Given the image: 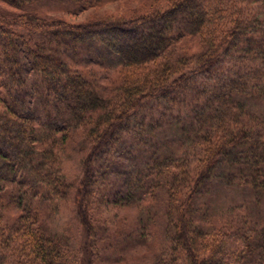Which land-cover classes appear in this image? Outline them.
Wrapping results in <instances>:
<instances>
[{
	"label": "trees",
	"instance_id": "1",
	"mask_svg": "<svg viewBox=\"0 0 264 264\" xmlns=\"http://www.w3.org/2000/svg\"><path fill=\"white\" fill-rule=\"evenodd\" d=\"M46 1L0 0V264H93L96 211L133 205L151 217L164 192L168 242L152 264H264V220L205 228L196 216L218 178L264 197V111L252 103L264 98V0H160L126 18L83 22L43 13ZM52 1L77 14L102 0ZM187 35L200 39L199 52L178 51ZM96 43L136 70L114 97L68 62ZM160 57V67L147 66ZM173 106L181 112L169 125L181 137L166 149L153 138ZM79 129L91 147L75 184L59 151ZM132 139L144 154L136 165L125 157ZM193 146L194 168L184 154ZM69 198L83 247L43 219V209L58 213Z\"/></svg>",
	"mask_w": 264,
	"mask_h": 264
},
{
	"label": "rangeland",
	"instance_id": "2",
	"mask_svg": "<svg viewBox=\"0 0 264 264\" xmlns=\"http://www.w3.org/2000/svg\"><path fill=\"white\" fill-rule=\"evenodd\" d=\"M50 1H46L43 4V7H45L44 9L42 8L43 13L62 17L69 22H83L102 16L126 18L133 15L136 11H142L160 2V0H102L96 7L92 6L77 14H73L70 12V6L59 1ZM41 7L42 5L39 8L41 9ZM178 44L179 52L197 53L202 47L200 39L192 35L185 36ZM77 50L78 53L74 52L72 59L68 60L69 64L90 77L98 86L101 94L106 97H114L119 85H122L128 79L136 78L133 74L135 68H126L117 63L114 54L99 43H96L95 46L85 45L78 47ZM162 58L160 57L157 62L147 66L158 64L160 67ZM140 72L143 73L144 71ZM153 75L147 82L153 81ZM186 90L189 89L187 88ZM198 90L201 92V89ZM188 92H186L187 94L185 93L187 101H189L187 98L192 99L191 97L193 96L192 93L188 94ZM200 101L202 99L198 98V102ZM176 102L179 103L178 100ZM211 102L213 101L210 100L209 104ZM252 103L253 110L264 111V98L254 100ZM167 111L159 117L160 122H163L166 126L164 130L158 133L154 137L155 139L148 135H146L148 138H145L149 141H151V138L154 141H160L162 147L166 149L171 148L169 147V140L181 137V134H177L174 131L175 129L172 130V126L169 125L175 121L173 115H179L181 110L177 106H173L169 107ZM183 111L186 112V110ZM154 115L153 113L152 116ZM146 116L147 119L150 118V116ZM198 116L200 115L197 114ZM179 120L180 118L177 117L176 122ZM69 137L70 139L61 146L59 151L60 162L68 178L74 181L75 184H79L83 171L82 160L86 156L89 147H91V142L80 129ZM130 138H134V136ZM135 140L129 144L131 149H128L125 154V157L131 158L130 163L132 165L140 162L142 155H144L142 151L138 150V141L136 142ZM147 150H150V145L147 146ZM199 151L200 149L197 146H193L188 148L185 153L182 150H179L178 153L182 154L183 152L190 160L192 168H194L200 157ZM204 192L198 200L199 210H196V216L199 218V224L205 228L220 225V222L227 219L239 220L241 217L243 220L249 218L251 226L264 220V197L260 198V195H256L246 185L239 184L238 178L231 184L218 178L212 181ZM166 199L167 194L164 192V198L162 197L154 202L153 209L156 210L157 214L154 212L151 217H148L149 213L147 211L141 214L140 208L133 205L125 206L123 204L114 205L109 203L100 207L96 211L97 227L93 264H152L156 256L163 254L167 247ZM149 202L151 203L152 200ZM12 208L14 213H18L14 205ZM59 208L58 213L43 209L45 224L60 235H70L74 245L83 247L86 240L85 229L81 228L77 222L76 203L72 198H69L60 204ZM143 223L146 225H143ZM3 249H5L3 245H0V255L3 253Z\"/></svg>",
	"mask_w": 264,
	"mask_h": 264
}]
</instances>
